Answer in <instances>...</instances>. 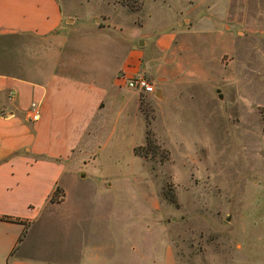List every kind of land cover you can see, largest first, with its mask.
I'll return each instance as SVG.
<instances>
[{
	"label": "crops",
	"instance_id": "1",
	"mask_svg": "<svg viewBox=\"0 0 264 264\" xmlns=\"http://www.w3.org/2000/svg\"><path fill=\"white\" fill-rule=\"evenodd\" d=\"M179 2L142 34L145 0H0V264H177L120 74L211 84L236 34L264 35V0Z\"/></svg>",
	"mask_w": 264,
	"mask_h": 264
},
{
	"label": "rangeland",
	"instance_id": "2",
	"mask_svg": "<svg viewBox=\"0 0 264 264\" xmlns=\"http://www.w3.org/2000/svg\"><path fill=\"white\" fill-rule=\"evenodd\" d=\"M102 1L133 14L144 4ZM179 6L145 0L137 16L142 34L166 28ZM236 37L237 49L223 58V80L160 84L141 72L159 92H138L146 128L133 151L156 186L157 215L177 264H264V35ZM145 190H133L134 205Z\"/></svg>",
	"mask_w": 264,
	"mask_h": 264
},
{
	"label": "built area",
	"instance_id": "3",
	"mask_svg": "<svg viewBox=\"0 0 264 264\" xmlns=\"http://www.w3.org/2000/svg\"><path fill=\"white\" fill-rule=\"evenodd\" d=\"M120 77L124 78L125 86L129 89L143 94H150L155 92L151 80L145 73H137L132 76H125L124 74H120ZM26 115L30 120H36L38 118V112L34 109H29L26 112Z\"/></svg>",
	"mask_w": 264,
	"mask_h": 264
},
{
	"label": "trees",
	"instance_id": "4",
	"mask_svg": "<svg viewBox=\"0 0 264 264\" xmlns=\"http://www.w3.org/2000/svg\"><path fill=\"white\" fill-rule=\"evenodd\" d=\"M262 121H263V124H264V111L262 112ZM140 147H137L135 148V152L138 154V150H139ZM142 148V147H141Z\"/></svg>",
	"mask_w": 264,
	"mask_h": 264
},
{
	"label": "water",
	"instance_id": "5",
	"mask_svg": "<svg viewBox=\"0 0 264 264\" xmlns=\"http://www.w3.org/2000/svg\"><path fill=\"white\" fill-rule=\"evenodd\" d=\"M219 97H220V98L222 97L221 94H219Z\"/></svg>",
	"mask_w": 264,
	"mask_h": 264
}]
</instances>
